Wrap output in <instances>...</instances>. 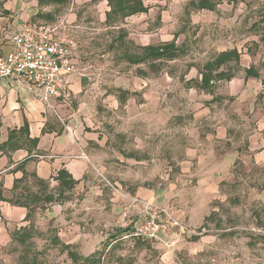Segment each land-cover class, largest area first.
<instances>
[{"label": "rangeland", "instance_id": "374dc122", "mask_svg": "<svg viewBox=\"0 0 264 264\" xmlns=\"http://www.w3.org/2000/svg\"><path fill=\"white\" fill-rule=\"evenodd\" d=\"M191 1L197 0H146L154 22L145 15L135 23L122 22V31L135 39L128 46L135 55L144 46L164 44L177 33L182 41L185 35L180 56L153 64L160 68L156 71L123 58L114 44L120 30L101 22L93 5L68 25L53 16L67 15V3L43 0V5L60 7L39 22L78 45L75 71L86 86L71 100L70 109H82L81 121L90 126L86 131L100 138L90 147L88 173L73 190H60L51 178L38 183L30 177L21 185L19 201L31 209L21 228L31 236L27 247L39 264H72L68 250L83 257L98 252L101 264H264V0H222L215 12L198 13L205 30L190 23ZM160 12L162 24L156 19ZM223 42L241 54L240 64H230L233 75L243 79L249 67L259 73L258 92L239 99L241 94L202 91L199 75L187 84L191 68L200 73L216 57L213 45ZM142 73L166 82L159 90L149 84L141 91L132 77L146 81ZM129 86L137 92L131 93ZM225 86L222 81L216 87ZM123 89L131 93L126 102ZM202 110L208 119L195 125L193 115ZM214 126L228 129L225 140L215 138ZM206 129L209 133L203 135ZM199 140L205 141L206 155L220 153L217 168L212 162L199 168L194 160L182 173L179 163L187 158L186 148L196 147ZM227 152L236 153L235 160L223 162ZM198 179L212 191L210 197H192ZM146 202L178 211L189 234L173 235L164 243L126 238L129 230H124L133 226ZM197 202L207 207L205 226L189 221V209ZM19 230L8 231V244L0 246L3 264H19L24 246L12 241Z\"/></svg>", "mask_w": 264, "mask_h": 264}, {"label": "crops", "instance_id": "0c3cea01", "mask_svg": "<svg viewBox=\"0 0 264 264\" xmlns=\"http://www.w3.org/2000/svg\"><path fill=\"white\" fill-rule=\"evenodd\" d=\"M145 1L146 0L143 1V5L148 8L147 13H138L136 15L123 18L119 11L115 13L111 12L109 0H65L64 3H67L66 5L70 8V12L67 15L65 14V16H56V14L53 16L56 17V20L60 23L65 22L68 25H73L79 21V14L84 15L89 7L93 5L100 12L101 22L107 23L110 29L120 30L119 36L114 40V44L121 48L123 56L135 55L128 47L129 43L132 44L129 40L135 41V39L129 38L127 32L122 31L121 27H126V25L122 23L123 21L135 23V20L143 19V15H151L153 9H150ZM191 2L187 5L191 25H197L201 27L202 30H205V27L201 25V21L199 20L198 13L201 11L193 8L190 5ZM43 3L41 2L40 4L38 0H0V55L7 54L11 50L10 39L14 32L29 24L46 25L40 23L38 18H47L50 13L56 11L57 7H60L59 5L50 7L43 5ZM218 7L219 5L217 8ZM190 9H193L196 12L192 13L189 11ZM158 10L160 11V9ZM148 19L152 22L155 21V18L153 17L151 19V16L148 17ZM156 19L161 24L165 23L164 16H162L161 12L157 15ZM165 28L166 27L162 29ZM162 29L158 28L160 31ZM181 37L182 35L177 33L171 40L165 43H170L176 40V44L179 47H183L187 38L183 35L184 39L181 41ZM136 45H138L137 41ZM225 45L226 44L224 42L213 45L215 47L217 46L215 51L212 53L213 55L216 54V57L209 62L214 61L221 53L234 49L233 47H229V44L227 46ZM77 50L78 45L76 43L72 52V63L74 67L76 65L75 52H77ZM230 67V64L223 66L220 68L219 72L230 71ZM189 73L190 78H187V84H192L194 79H198L197 75H199L197 82L199 83L200 88L202 78L201 73H199L195 67H192ZM142 75L144 76V73H142ZM144 77L147 78L148 76L145 74ZM256 80L258 79L246 78V76L243 79H239V76L236 75H233L231 80L213 78L210 83L212 87L210 91L213 89L220 92L224 91L223 93L230 97L241 94L242 96L239 97V99H242L249 96L253 92H258ZM122 81L124 82V79H122ZM222 81H226L227 86L219 89V87L216 86ZM165 82L166 80L163 77L158 78V80H149L147 78L146 81L145 78L142 77H132V83L136 84L137 88L141 91L147 88L149 84L151 87H156L159 90ZM85 83L86 80L78 77L75 71L68 78L69 98L59 99L56 103V112H54L40 103L31 93L24 90L10 89L3 80H0V145L8 143L10 132H18L26 125L28 129L25 133L23 132L15 135L11 144L7 145L6 148L0 152V195L4 198V200H0V246H6L8 244V231H11L12 229L13 231L19 230L23 226L22 224L26 219L28 214L27 208L9 203L6 200H11L13 202L16 200L19 201V196H21L19 194L21 185H23L27 179L34 177L38 183H44L51 178L52 182H56V185L59 186L57 176L58 172L62 169L67 170L72 177L79 182L88 173V154L91 150L90 147L99 143L100 135L94 131H86V127L90 128V126L88 124L84 126V123L81 121V116L83 115L82 109L73 111L70 109L69 105L74 96L80 94L85 88ZM129 87L131 93L137 92L138 90H132L134 89L133 86ZM123 91L128 93L125 97L122 96V101L126 102L131 93H129L130 91L128 92L124 89ZM158 93L159 91L157 94ZM153 95L155 94L153 93ZM249 100H252L251 97H249ZM207 116V113L203 110L194 113V124H202V121H205L204 119H208ZM197 129L199 135L201 136L200 127ZM214 132L216 133V139L225 140L227 138L228 129L226 127L214 126ZM207 133H209V131L206 129L202 134L208 135ZM210 135L213 136V134ZM200 136L198 139L201 138ZM33 140H38V144L36 146L34 145ZM205 146V141L199 140L196 147L186 148L185 153L187 158L179 163L182 173H186L187 170L185 171V169H190L192 167L194 160H196V164L199 168H202L206 162L210 164L212 162L213 168H217V160L220 153L213 150L209 153V155H206L207 152L205 151ZM250 151L253 152V149L250 148ZM235 154L227 152L226 156L222 157V160H224L223 162H229L230 158L235 160ZM227 158H229V160ZM189 172H191L192 176L196 177L198 173L199 175L202 174V172H197L194 175L192 171ZM208 174L206 172L205 175ZM183 176L185 177L186 175H181L180 177ZM21 179H23V182L19 183L17 188L14 189L16 181ZM196 184L197 186L194 187L190 193L192 197H196L197 194H200V196L204 198L212 195V191L202 187V180L198 179ZM206 210L207 207L203 208V206L197 202L196 205L194 204L193 207H190L189 209V221L192 222L194 226H201L203 224L202 222L207 218H205V216H207ZM173 213L182 223L185 222V219H182V216L179 215L178 211L177 213ZM202 226H205V224Z\"/></svg>", "mask_w": 264, "mask_h": 264}, {"label": "built area", "instance_id": "2783aa9c", "mask_svg": "<svg viewBox=\"0 0 264 264\" xmlns=\"http://www.w3.org/2000/svg\"><path fill=\"white\" fill-rule=\"evenodd\" d=\"M57 28L29 24L11 35V50L0 55V80L10 89L31 93L56 112V103L69 98L68 78L75 72L72 52L76 43L63 39ZM188 227L166 207L146 202L126 238L169 242L189 234Z\"/></svg>", "mask_w": 264, "mask_h": 264}, {"label": "trees", "instance_id": "16d2710c", "mask_svg": "<svg viewBox=\"0 0 264 264\" xmlns=\"http://www.w3.org/2000/svg\"><path fill=\"white\" fill-rule=\"evenodd\" d=\"M58 3H64L65 0H53ZM144 0H109V6L111 7V12L115 13L119 11L123 18L130 17L133 15H136L138 13H147L148 8L144 7L143 5ZM222 0H197L196 2H191V6L195 8L196 10H208V11H215L217 6L220 4ZM235 2H238L240 0H234ZM40 4L43 3V0H39ZM109 17V15H108ZM264 22V18H263ZM123 38V37H122ZM124 39V38H123ZM264 40V37H263ZM183 52L182 46L179 47L176 44V40L170 42V43H164L158 46H146L141 48V53L139 55H124L123 58L131 64V65H142V64H149V66L154 67V70L159 71V66H153V64H158L164 61H174L177 59L180 54ZM241 61V54L237 49H233L224 53H221L217 56V58L212 61L205 64L203 67V70L201 73V82H200V89L204 91H210L212 89L210 83L213 78L217 79H225V80H231L232 74L230 71L227 72H219L220 68L226 65H229L231 63L240 64ZM246 78H255L260 79L259 73L255 70L254 67H249L246 69ZM262 84L264 85V81H262ZM125 91H122V96L125 97L127 95ZM27 125L23 127L20 131L10 132V137L8 143L0 145V152L6 148L7 145L11 144V141L17 135L18 133H25L27 132ZM34 145L36 146L38 144V140H33ZM57 180L59 182V188L63 191H71L73 190L76 185L79 183V181H76L72 175L65 169H62L58 172ZM23 179L16 181L14 185V189L17 188V185L19 183H22ZM42 182V181H40ZM43 183V182H42ZM0 200H4V198L0 195ZM6 200V199H5ZM9 203L19 205L22 207H25L28 209V214L26 216V220L29 219L31 215V209L27 206L26 203L20 202V201H11L6 200ZM208 218H206L205 221H207ZM25 228H21L18 232H15L12 234V241H17L20 245L24 246V251L22 255L19 258V264H39L38 259L34 256L32 257L31 253L28 250L27 242L28 238H30V235L24 234ZM129 229L124 230V232H127ZM65 248L69 249L70 246H65ZM69 259L71 260L72 264H101V257L102 255L98 252L88 256L83 257L77 254L75 251L68 250L67 253ZM0 264H3L0 262Z\"/></svg>", "mask_w": 264, "mask_h": 264}]
</instances>
